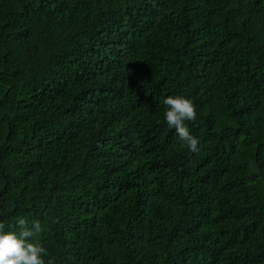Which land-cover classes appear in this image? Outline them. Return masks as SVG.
<instances>
[{"label": "trees", "instance_id": "16d2710c", "mask_svg": "<svg viewBox=\"0 0 264 264\" xmlns=\"http://www.w3.org/2000/svg\"><path fill=\"white\" fill-rule=\"evenodd\" d=\"M186 95L199 151L164 120ZM51 264H264V0H0V223Z\"/></svg>", "mask_w": 264, "mask_h": 264}, {"label": "clouds", "instance_id": "9594fccd", "mask_svg": "<svg viewBox=\"0 0 264 264\" xmlns=\"http://www.w3.org/2000/svg\"><path fill=\"white\" fill-rule=\"evenodd\" d=\"M163 104L167 127L175 130L182 145L190 152H198L199 138L186 124L197 117L194 101L186 95H168ZM41 231L39 220L29 221L25 217H17L14 227L0 223V264H46V249L36 239ZM47 264H51V260Z\"/></svg>", "mask_w": 264, "mask_h": 264}]
</instances>
